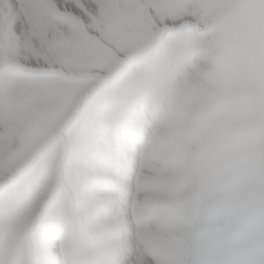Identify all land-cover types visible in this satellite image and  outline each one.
Here are the masks:
<instances>
[{
	"label": "snow or ice",
	"instance_id": "obj_1",
	"mask_svg": "<svg viewBox=\"0 0 264 264\" xmlns=\"http://www.w3.org/2000/svg\"><path fill=\"white\" fill-rule=\"evenodd\" d=\"M0 264H264V0H0Z\"/></svg>",
	"mask_w": 264,
	"mask_h": 264
}]
</instances>
